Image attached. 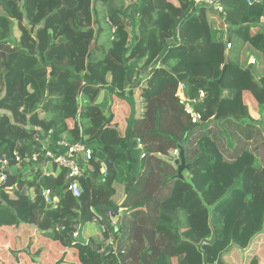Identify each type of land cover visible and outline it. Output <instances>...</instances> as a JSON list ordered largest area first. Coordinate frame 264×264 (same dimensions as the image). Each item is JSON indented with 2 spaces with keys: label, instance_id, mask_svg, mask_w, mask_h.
Here are the masks:
<instances>
[{
  "label": "trees",
  "instance_id": "obj_1",
  "mask_svg": "<svg viewBox=\"0 0 264 264\" xmlns=\"http://www.w3.org/2000/svg\"><path fill=\"white\" fill-rule=\"evenodd\" d=\"M221 2L216 16L195 0H0V153L23 159L0 185V242L36 229L23 264H204L196 244L212 230L207 264L221 251L225 264H264V206L250 221L264 198V0ZM96 6L112 30L99 57ZM44 139L55 154L61 139L90 149L79 197L65 168L42 156L49 175L29 165Z\"/></svg>",
  "mask_w": 264,
  "mask_h": 264
},
{
  "label": "built area",
  "instance_id": "obj_2",
  "mask_svg": "<svg viewBox=\"0 0 264 264\" xmlns=\"http://www.w3.org/2000/svg\"><path fill=\"white\" fill-rule=\"evenodd\" d=\"M196 4L204 3V5L216 16H219L223 11L222 0H195ZM250 2V0H248ZM231 44L226 43V47L229 48ZM251 63H254V59L251 58ZM178 101L184 107L186 113L191 117L192 122H199L200 115L196 113L190 104V100L183 93V85L181 84L178 90ZM59 146L66 148L65 153L55 154L50 149L49 139H44L41 141V151L35 152L29 158V165L34 169H41L46 175H49V172L46 170L43 162L40 161L41 156L43 159L52 160L56 165L61 166L67 170V177H70L71 180L68 183V190L72 193L73 196L79 197L82 193V188L78 182V178L84 176V173L87 169L86 165L91 159V151L86 148L83 143H70L65 139H61L57 142ZM134 151H138L143 154V143L139 137L135 139V144L133 146ZM171 155L173 158H177L179 155V149L175 148L172 150ZM15 163L10 164L9 159L6 155L0 153V185L3 184L6 180L8 173H16L19 168V164L22 163L21 156L14 152L13 154ZM38 166V167H37ZM101 172L104 171L102 167ZM20 171H23L22 169ZM12 187H7L6 190L11 189ZM42 193L44 195L45 201L50 204L56 202V198L51 194L49 189H43ZM76 235V234H75Z\"/></svg>",
  "mask_w": 264,
  "mask_h": 264
},
{
  "label": "rangeland",
  "instance_id": "obj_3",
  "mask_svg": "<svg viewBox=\"0 0 264 264\" xmlns=\"http://www.w3.org/2000/svg\"><path fill=\"white\" fill-rule=\"evenodd\" d=\"M95 9L97 11V14L99 12L100 13L92 21V27L94 30H97L99 28V32H98V35L96 36V45H95L94 41H92L91 42V48H94V45L97 47L96 49H93V51H95L96 52L95 54H97V57H99L102 55L103 50L108 48V46L110 44V40L112 37V30H110L109 23H107V20H105V17H104V12L106 11L105 8L102 6H96ZM145 17L137 16V18H136L137 23H139L141 21L149 22V23L152 22L150 15L145 16ZM14 33H15L14 36H18V34H19L18 28H16L14 30ZM252 114H253L254 118H257V115L255 112H252ZM260 128L262 130L263 138H264V127L261 126ZM224 143L227 146V148L232 149L233 146H232L231 140H229L227 138V141L226 142L224 141ZM255 198L258 200L257 201L258 203L253 204V207H251V208L257 207L256 210L254 211L253 215H252L251 220H250L252 222V227L258 226V222H257L258 220L255 219L256 215H258L257 210H258V208H263V206H264V198L262 195L256 196ZM115 221H116V218H113L112 222H115ZM95 226L98 229V226L97 225H95ZM5 228L7 229L6 230L7 232L12 229L9 227H5ZM22 229L25 230L27 233V234L25 233L23 235V238H21V234L19 232H12L11 231L12 236L20 242L19 245L16 244L17 246H13V245L9 246V244H7V246L4 247V244L6 243V241L0 242V264H23L24 263L23 259L16 258L18 256L17 253L20 251V248L22 249L23 247H26V251L31 256V258L34 256V251H35L37 246L36 247L35 246H33V247L29 246L28 247L26 243L28 242V238H27L28 234L32 235L34 238H37V237H39L38 231L34 228H31L30 226L28 227L27 225L25 228L22 227ZM246 229H248L247 225H245L244 227L241 228V232L244 234L243 230H246ZM262 231H263L262 239L260 242V248L258 250L259 260L261 258H264V230L262 229ZM241 232H240V234H241ZM0 233H5V230L3 228L0 229ZM238 250H240V252L244 251L242 247H241V249L238 248ZM11 256H13V257H11ZM233 257L236 259V261H239L237 258H240V256L237 254V252L234 251Z\"/></svg>",
  "mask_w": 264,
  "mask_h": 264
},
{
  "label": "water",
  "instance_id": "obj_4",
  "mask_svg": "<svg viewBox=\"0 0 264 264\" xmlns=\"http://www.w3.org/2000/svg\"><path fill=\"white\" fill-rule=\"evenodd\" d=\"M174 163H175V165L177 167V176L179 178H182L183 177V171L188 168V165L185 164V158H184V154H183L182 149H179V155H178L177 158L174 159ZM79 218H80V225H79V228H78V233H77L76 240L82 241V242H86V240L82 237V228H83V224H84L82 212L80 213ZM213 241H214V231L212 230V233H211V237L210 238H208V239H202L198 244H196L197 249L202 253L203 263L204 264H207V261H206V254L201 249L202 244L203 243L212 244ZM231 246H235V245L233 243H230L228 247H231ZM238 248H240V247H238ZM222 253H223V251H221L218 254V257H217V260H216V263L215 264H225L222 261V259H221V254Z\"/></svg>",
  "mask_w": 264,
  "mask_h": 264
},
{
  "label": "crops",
  "instance_id": "obj_5",
  "mask_svg": "<svg viewBox=\"0 0 264 264\" xmlns=\"http://www.w3.org/2000/svg\"><path fill=\"white\" fill-rule=\"evenodd\" d=\"M253 115V114H252ZM257 115V114H256Z\"/></svg>",
  "mask_w": 264,
  "mask_h": 264
},
{
  "label": "clouds",
  "instance_id": "obj_6",
  "mask_svg": "<svg viewBox=\"0 0 264 264\" xmlns=\"http://www.w3.org/2000/svg\"><path fill=\"white\" fill-rule=\"evenodd\" d=\"M175 159V158H174Z\"/></svg>",
  "mask_w": 264,
  "mask_h": 264
}]
</instances>
